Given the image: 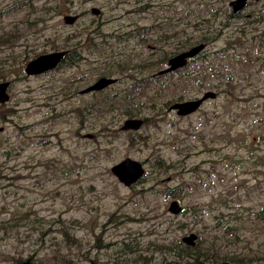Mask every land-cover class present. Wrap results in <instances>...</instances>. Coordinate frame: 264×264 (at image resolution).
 Here are the masks:
<instances>
[{
    "label": "rangeland",
    "instance_id": "rangeland-1",
    "mask_svg": "<svg viewBox=\"0 0 264 264\" xmlns=\"http://www.w3.org/2000/svg\"><path fill=\"white\" fill-rule=\"evenodd\" d=\"M231 1L0 0V264H264V0Z\"/></svg>",
    "mask_w": 264,
    "mask_h": 264
},
{
    "label": "water",
    "instance_id": "water-1",
    "mask_svg": "<svg viewBox=\"0 0 264 264\" xmlns=\"http://www.w3.org/2000/svg\"><path fill=\"white\" fill-rule=\"evenodd\" d=\"M245 0H233L231 1V5L234 6V9L237 10L238 8H241L244 5ZM96 12V10L94 11ZM75 19V16L66 15L64 16V20L67 23H71ZM202 47V44H198L196 46H193L187 50L180 51L173 56H171L168 59L167 67L163 69L162 71H171L173 69H176L178 67L183 66L187 59L195 55ZM66 51H52L45 54H41L30 61L27 62L25 67V73L27 75H35L40 74L43 72H46L48 70H51L56 67L58 62L62 60L64 57ZM113 80L107 77H101L91 85L87 86L84 90H82L83 93L100 89ZM8 86V82H2L0 83V102L6 99V96L3 95L4 90ZM211 95L210 93L206 92L201 98L195 99V100H188L184 102H176L170 106L171 109H178V112L180 114H186L191 111H193L202 100H204L206 97ZM143 123V120L136 119V118H129L124 121V124L122 126L123 129H138L141 124ZM112 172L117 176L118 180L120 182H123L126 186L131 185L135 181H137L142 173V165L131 159V158H125L120 163L115 164L111 168ZM169 211L173 213H177L180 211V206L176 200H172L170 202V205L168 207ZM196 238V235L194 233H189L188 235L183 238V241L190 240L191 244H194L193 240ZM220 264H242V263H231V262H222Z\"/></svg>",
    "mask_w": 264,
    "mask_h": 264
},
{
    "label": "flooded vegetation",
    "instance_id": "flooded-vegetation-1",
    "mask_svg": "<svg viewBox=\"0 0 264 264\" xmlns=\"http://www.w3.org/2000/svg\"><path fill=\"white\" fill-rule=\"evenodd\" d=\"M235 13H237V12H235ZM74 21H75V19H74L71 23H73ZM69 24H70V23H69ZM65 55H66V54H65ZM65 55H64V56H65ZM169 58H170V57H169ZM169 58H168V59H169ZM168 59H167V62H168ZM167 66H168V65H167ZM167 66H166V67H167ZM166 67H164L163 69H165ZM163 69H161V70L159 69L156 73H161V74H162V73H167V72H169V71H162ZM100 78H101V77H100ZM110 79H111V78H110ZM112 80H113V79H112ZM118 82H119L118 80H113L112 82H110V83L107 84V85H110V84H113V83H114V84H117ZM107 85H106V86H107ZM104 87H105V86H104ZM102 88H103V87H102ZM102 88H100V89H102ZM100 89H95V90H91V91H98V90H100ZM91 91H88V92H91ZM129 118H130V117H129ZM129 118H126V119H129ZM126 119H125V120H126ZM125 120H124V121H125ZM124 121H123V124H124ZM123 124H122V126H123ZM122 126H121V129H123ZM123 130H128V129H123ZM191 233H193V232H191ZM194 234H195V233H194ZM187 235H188V234H187ZM195 235H196V234H195ZM185 236H186V235H185ZM185 236L182 237V242H183V243H180V244H181V245L186 244V245H188L189 247H195V244H196L195 241L197 240V237H198V236L196 235V238L193 240L194 244H191V241H190V240H187V241L184 240V241H183V238H185ZM19 264H29V263L23 262V263H19Z\"/></svg>",
    "mask_w": 264,
    "mask_h": 264
},
{
    "label": "trees",
    "instance_id": "trees-1",
    "mask_svg": "<svg viewBox=\"0 0 264 264\" xmlns=\"http://www.w3.org/2000/svg\"><path fill=\"white\" fill-rule=\"evenodd\" d=\"M153 71V70H152ZM152 71H150V72H152ZM242 257H245V256H242Z\"/></svg>",
    "mask_w": 264,
    "mask_h": 264
}]
</instances>
